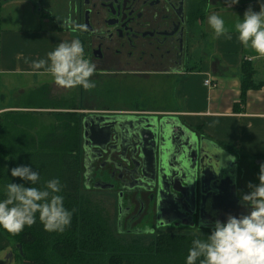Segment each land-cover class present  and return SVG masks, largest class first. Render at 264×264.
<instances>
[{"label":"crops","instance_id":"0c3cea01","mask_svg":"<svg viewBox=\"0 0 264 264\" xmlns=\"http://www.w3.org/2000/svg\"><path fill=\"white\" fill-rule=\"evenodd\" d=\"M198 2L203 7V18L188 27L187 53L181 66L154 73L132 62L134 68L130 72H107L146 78L155 76L160 80L164 78L170 108L157 110L160 116L179 118L200 138H206L230 151L238 161L237 194L247 192L246 185L257 183L259 166L264 163V58L258 57L251 48L242 46L234 34L230 40L223 36L215 37L207 27L206 17L212 13L220 15L231 33L237 16L242 18L248 8L258 12L259 5L257 0H238L234 5L231 0H199L195 3ZM20 4L29 6L34 19L27 20L25 16L16 15L11 20L4 19L5 27H0V132L6 128L15 135L18 132L12 127L10 120L13 118L26 116L41 119V116H50L55 126L60 118L58 115L81 113L78 108L60 107L56 105L57 101L50 100L48 90L58 86L47 74L31 68L32 61L45 58L56 44L72 39L81 40L80 36L69 31L63 20L58 22L46 15L35 14L29 0H17L4 6ZM189 4H192V0H189ZM22 11H26V8H22ZM196 37L197 41L194 40ZM193 40L195 44H192ZM244 68H251L252 83L247 85H243ZM103 71L95 67L91 79ZM206 79H210L213 86H204ZM97 114L101 113L90 112L86 117ZM39 122L42 125V121ZM26 135H29L30 144L33 138L36 137L39 142L42 138L33 130L26 131ZM170 222H164L166 229L174 226ZM214 222L205 221L203 217L204 226L175 228L211 229ZM0 264H22L17 246L1 232Z\"/></svg>","mask_w":264,"mask_h":264},{"label":"flooded vegetation","instance_id":"af4514ba","mask_svg":"<svg viewBox=\"0 0 264 264\" xmlns=\"http://www.w3.org/2000/svg\"><path fill=\"white\" fill-rule=\"evenodd\" d=\"M30 2L33 5L34 1ZM36 3L43 11L40 14L49 19L60 18L64 22L71 18L81 25L82 29L74 33L81 38L86 58L104 71L130 72L134 62L149 72H164L181 66L187 53L189 0H36ZM33 8L35 11V4ZM97 115L105 118L95 128L88 125L86 157L82 136L83 160L88 167L83 168L82 189L91 191L98 187L116 193V226L120 229L141 219L144 222L149 210L155 214V221L158 209L163 210L161 223L180 214L188 217L191 206L185 199L191 202V195L179 198L164 188L163 181L160 188L157 173L152 170L155 157L151 153L158 141L155 123L149 119L163 117L156 113ZM117 116L123 117V121H117L114 118ZM194 218L197 225V212Z\"/></svg>","mask_w":264,"mask_h":264},{"label":"clouds","instance_id":"9594fccd","mask_svg":"<svg viewBox=\"0 0 264 264\" xmlns=\"http://www.w3.org/2000/svg\"><path fill=\"white\" fill-rule=\"evenodd\" d=\"M238 0H231L236 4ZM259 11L248 8L243 17L237 16L230 33L225 19L215 13L206 17L212 34L219 38L235 39L244 47L251 48L258 57L264 58V0H257ZM64 23L73 31L82 26L71 18ZM31 68L47 74L58 87L71 89L94 88L91 79L95 66L85 57L79 39L61 41L46 53L45 58L31 62ZM13 178L23 183L8 182L3 185L0 197V229L18 234L37 221L49 233H61L71 223L75 209L64 206L62 185L58 178L45 181L39 186L40 174L29 166L20 165L10 170ZM257 183H248L247 192L238 193L242 203L248 205L246 215H227L217 220L203 238H193L187 250L184 264H264V163L259 166Z\"/></svg>","mask_w":264,"mask_h":264},{"label":"trees","instance_id":"16d2710c","mask_svg":"<svg viewBox=\"0 0 264 264\" xmlns=\"http://www.w3.org/2000/svg\"><path fill=\"white\" fill-rule=\"evenodd\" d=\"M189 16L190 24L203 18L201 3L192 2ZM244 70L243 85H247L252 83L251 68ZM58 117V124L51 126L40 142L35 137L30 144L29 135H15L6 128L0 132V197L4 184L23 183L11 177L10 170L25 165L39 172V186L58 178L65 208L75 209L70 225L61 233L45 232L39 221L18 234L0 229L8 240L22 247V254L18 251L21 263L184 264L192 239L203 237L166 234L157 236L149 245L138 240L124 242L111 231L109 219L99 208L85 202L81 194L84 168L81 143L86 114L66 113Z\"/></svg>","mask_w":264,"mask_h":264},{"label":"water","instance_id":"95a60500","mask_svg":"<svg viewBox=\"0 0 264 264\" xmlns=\"http://www.w3.org/2000/svg\"><path fill=\"white\" fill-rule=\"evenodd\" d=\"M98 115H90L83 120L84 156H87V132L102 120ZM123 121V117H114ZM155 124L158 145L155 146L152 170L157 173L160 188L161 182L165 189L179 197L191 195L185 201L191 206L189 216L177 215L170 223L174 226L194 227L193 219L198 213V226L205 221L223 222L227 215H246L248 205L241 202L237 194L239 177L238 161L228 150H225L206 138H200L196 133L184 126L179 118H150ZM85 159V158H84ZM87 167V161L84 160ZM243 189V187H242ZM161 191V190H160ZM244 191V190H243ZM159 197V196H158ZM163 210L158 209L156 215L157 227L167 225L161 223ZM191 222V223H190ZM20 254L22 247L17 246Z\"/></svg>","mask_w":264,"mask_h":264},{"label":"rangeland","instance_id":"374dc122","mask_svg":"<svg viewBox=\"0 0 264 264\" xmlns=\"http://www.w3.org/2000/svg\"><path fill=\"white\" fill-rule=\"evenodd\" d=\"M13 1L17 0H7V3ZM33 1V5L35 4L36 6L35 14H40L42 11L41 7L37 5L36 0ZM197 1L199 0H192V2ZM3 4L4 0L2 2V8L0 9L1 28L5 27L4 19L11 20V17L16 15L25 16L27 20L34 19V17H31L32 14L28 5L20 4L18 6L12 5L5 7ZM22 8H26V11H22ZM59 20L63 19L57 18V21L61 22ZM195 33L198 34L197 32ZM194 40L197 41L198 37ZM194 40L192 44H195ZM94 76H96L93 79L96 86L92 89L53 87L48 90L47 95L50 100L57 101V106L78 108L83 115V112H87L86 114L90 112L101 114H112L114 112L146 114L156 112L160 116L161 114L157 110L160 111L170 108V98L164 87V83L166 82L164 78L160 80L156 79L157 77L155 76L146 78L147 76L142 75L109 74L107 71H103L101 74L97 73ZM40 120L42 121V125L39 122ZM52 120L50 116H41V119L38 117L19 116L12 119V127L18 134L24 132V135H26V131L33 130L39 133V137H43L50 127L52 125L54 126ZM81 192L85 202L90 201L95 209L98 210L99 208L102 215L109 219L111 231L124 242L138 240L144 245H149L159 235L169 234L203 237V234H207L210 231L207 228L201 229L202 234L198 229H185V227L176 229L175 226L166 229L165 225L157 227L155 214L151 210H149L147 219L145 218L144 222L141 219L138 223H128L120 229V227L116 226V202L118 199L116 193L112 192L111 189H101L98 187H94L91 191L82 189Z\"/></svg>","mask_w":264,"mask_h":264},{"label":"built area","instance_id":"2783aa9c","mask_svg":"<svg viewBox=\"0 0 264 264\" xmlns=\"http://www.w3.org/2000/svg\"><path fill=\"white\" fill-rule=\"evenodd\" d=\"M204 86H206V87H211V86H213V84H212V82H211L210 79H206V80L204 81Z\"/></svg>","mask_w":264,"mask_h":264}]
</instances>
